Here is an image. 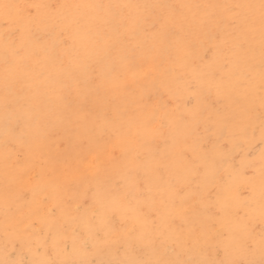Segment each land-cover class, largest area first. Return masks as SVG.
<instances>
[{
    "label": "snow or ice",
    "instance_id": "snow-or-ice-1",
    "mask_svg": "<svg viewBox=\"0 0 264 264\" xmlns=\"http://www.w3.org/2000/svg\"><path fill=\"white\" fill-rule=\"evenodd\" d=\"M0 20V264H264V0Z\"/></svg>",
    "mask_w": 264,
    "mask_h": 264
},
{
    "label": "bare ground",
    "instance_id": "bare-ground-1",
    "mask_svg": "<svg viewBox=\"0 0 264 264\" xmlns=\"http://www.w3.org/2000/svg\"><path fill=\"white\" fill-rule=\"evenodd\" d=\"M227 3L233 2V0H138V2H149V3ZM6 2L10 3H21V4H29V3H50V4H57V3H78V2H86V0H6ZM105 2H108V0H105ZM3 21L0 20V24H2ZM0 31H2V28H0ZM3 136H4V130H3V124H2V113H0V153H2V146H3ZM251 147H254L256 150V153L258 154L259 148L261 145L259 144V134L257 133L256 140L253 142V145ZM112 146H109V150H111ZM117 155H119V150L116 152ZM103 159V157H102ZM3 188H4V178H3V170H2V163H0V241L3 239V221H4V215H3V207H2V200H3ZM259 230V227L257 228Z\"/></svg>",
    "mask_w": 264,
    "mask_h": 264
},
{
    "label": "rangeland",
    "instance_id": "rangeland-1",
    "mask_svg": "<svg viewBox=\"0 0 264 264\" xmlns=\"http://www.w3.org/2000/svg\"><path fill=\"white\" fill-rule=\"evenodd\" d=\"M225 3H227V1H225Z\"/></svg>",
    "mask_w": 264,
    "mask_h": 264
}]
</instances>
